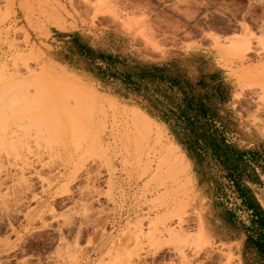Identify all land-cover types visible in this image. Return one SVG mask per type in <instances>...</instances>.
Listing matches in <instances>:
<instances>
[{"label":"rangeland","instance_id":"374dc122","mask_svg":"<svg viewBox=\"0 0 264 264\" xmlns=\"http://www.w3.org/2000/svg\"><path fill=\"white\" fill-rule=\"evenodd\" d=\"M56 28L121 32L150 57L216 49L246 138L231 139H264V0H0V264H242L227 227L207 232L218 205H199L193 167L163 161L165 128L139 143L130 107L49 60ZM202 166L218 192L219 165Z\"/></svg>","mask_w":264,"mask_h":264},{"label":"trees","instance_id":"16d2710c","mask_svg":"<svg viewBox=\"0 0 264 264\" xmlns=\"http://www.w3.org/2000/svg\"><path fill=\"white\" fill-rule=\"evenodd\" d=\"M61 35L65 38L70 68L90 71L93 80L103 81V63H111L116 78H122L123 82L108 89L102 84L99 90L138 105L152 120L163 124L191 162L197 178L207 174L202 166L207 157L219 165L226 185L251 216L247 224L242 221L234 224L230 213L223 240L245 238L241 249L243 264H264V210L246 184L254 180L252 162L256 160L254 157L248 160L253 150L229 143L236 133L246 140L245 133L235 129L238 123L227 107L229 85L218 75L217 79L203 75L201 64L190 56L157 63L139 58L134 50L132 61L127 63L121 52L131 50L127 47L128 40L116 31H102L96 41L78 32ZM220 108L223 115L219 114ZM248 243L259 259L250 257Z\"/></svg>","mask_w":264,"mask_h":264},{"label":"crops","instance_id":"0c3cea01","mask_svg":"<svg viewBox=\"0 0 264 264\" xmlns=\"http://www.w3.org/2000/svg\"><path fill=\"white\" fill-rule=\"evenodd\" d=\"M57 32V33H56ZM72 32H78L84 37H92L93 40H98L100 38L102 32L91 35L88 33L80 32V31H64L61 29L54 30V36L47 39L48 42L47 44L50 46L48 50V57L49 60L57 65L58 67L64 69L66 72L69 74L73 75V77L78 78L82 82L86 83L87 85L91 86L99 95L105 97L107 100L113 101L117 104H120L121 106H128L130 108H139L142 110L138 105H135L133 103H129L121 98L111 96L106 93H102L99 90L100 86H103L105 84V87L112 88L113 86L116 85V83L121 84L123 82L122 78L117 79L116 75L114 73V70L112 68L111 63H103V81H96L93 80L91 77L90 71H85V70H74L69 67L68 63L66 62L68 60L67 58V47L65 46V38L62 37L61 34H66V33H72ZM117 32V31H116ZM120 33L122 36L127 38V47L130 48L131 50H125L121 52V56L123 57L125 55V59L127 63H130L132 61V56L134 55V50L139 54V58L148 60L151 62H157V63H162L165 61H169L173 58H177L179 56H190L193 58L194 61H197L201 64L202 68V73L203 75L206 76H211L215 77V79L218 78L221 81L226 82L229 85V102L227 104V107L229 108V104L231 103V100L233 99L234 95V85L232 83V80L230 78L229 71L227 68L224 67L220 54L216 49L213 48H208V47H191L188 50H167L164 53L160 55V57H150V56H145L142 52H140L136 46L133 44L132 39L129 38V36ZM122 57L120 59H122ZM218 75V76H217ZM103 82V83H102ZM103 84V85H102ZM120 88H123L121 85ZM143 111V110H142ZM144 112V111H143ZM145 113V112H144ZM146 114V113H145ZM219 114L223 115V109H219ZM147 115V114H146ZM148 116V115H147ZM149 117V116H148ZM150 118V117H149ZM151 119V118H150ZM152 120V119H151ZM154 124L159 125L162 128H165L163 124H159L158 122H155L152 120ZM166 130V128H165ZM167 131V130H166ZM168 132V131H167ZM173 139V138H172ZM173 143L175 141L173 140ZM229 143L235 144L238 148L240 149H246V150H253V153L248 155V160L251 161L253 157L255 160L258 162H252V166L255 168V176L254 180L252 182H246L247 186L250 188L251 192L253 193L257 204L259 207L264 210V139L258 140V142H253V143H237L236 140H230ZM176 146H178L181 154L184 156V160H186L188 167L191 166V162L187 159L186 155L183 153L182 149L180 148L179 145L175 143ZM258 169L260 172H258ZM194 179L196 181V191L197 195L199 198V205L201 206V203L205 207L207 206L208 203H211L210 206H217V214L215 218L210 219L209 221V215L207 212H205L204 216V223L206 225V230L209 232V234L213 232V228L216 231L215 237L219 236V231L222 230L223 228L227 227L229 224L230 216L229 214H233V222L234 224L236 223L235 221H242L244 223H249V219L251 218L250 214L244 210V208L241 206V200L237 198L236 193L231 189L230 187L226 186V184L219 186L218 192H216L215 187L213 185L212 179H210V176L206 175L203 178H197L194 176ZM229 190L230 194L233 196V202L231 201V198L226 196V191ZM220 194V195H218ZM228 197V198H227ZM226 199V200H225ZM228 199V200H227ZM230 200V201H229ZM202 221V219H201ZM203 226V222H202ZM204 230V226H203ZM205 235L207 236L205 230H204ZM234 236V234L232 235ZM208 237V236H207ZM209 238V237H208ZM210 239V238H209ZM219 239V238H217ZM245 238H235L232 240L224 241L223 238H220L219 240L225 242L226 244H237L239 246V252H240V257H241V249L243 247V242ZM249 246V251H250V257L254 259H259L260 256L259 254L257 255L256 251L252 248V244L248 243ZM264 258V257H263ZM243 264V262H242ZM251 264V263H249Z\"/></svg>","mask_w":264,"mask_h":264},{"label":"bare ground","instance_id":"6f19581e","mask_svg":"<svg viewBox=\"0 0 264 264\" xmlns=\"http://www.w3.org/2000/svg\"><path fill=\"white\" fill-rule=\"evenodd\" d=\"M73 93H74L73 95L77 98H82L85 96L81 91H77V92L75 91ZM123 111L125 113L124 115L128 119L127 122L129 123V127L131 128L130 130L134 134L133 135L135 138L134 140L138 141L141 144L147 142L152 137L154 132L153 129L154 123L152 122V120L139 108H129V109L125 108L123 109ZM155 126H157V124H155ZM162 159L165 162H169V163L171 162L172 164L181 165L182 171H185L184 156L180 153L179 148L178 146L175 145V143L170 142L169 145L165 147L164 155ZM188 180H191L190 177H188ZM167 232H169L170 234L175 233L174 231H169V230ZM192 239L197 244H201V243L204 244L209 242V240L204 234L201 220H199L197 233L195 236H193Z\"/></svg>","mask_w":264,"mask_h":264}]
</instances>
